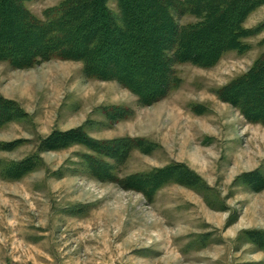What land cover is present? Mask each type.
<instances>
[{
    "label": "rangeland",
    "instance_id": "1",
    "mask_svg": "<svg viewBox=\"0 0 264 264\" xmlns=\"http://www.w3.org/2000/svg\"><path fill=\"white\" fill-rule=\"evenodd\" d=\"M13 1L46 21L64 0ZM246 2L240 46L171 63L148 105L109 68L36 56L34 40L18 53L10 33L35 53L0 60V264H264V0Z\"/></svg>",
    "mask_w": 264,
    "mask_h": 264
},
{
    "label": "trees",
    "instance_id": "2",
    "mask_svg": "<svg viewBox=\"0 0 264 264\" xmlns=\"http://www.w3.org/2000/svg\"><path fill=\"white\" fill-rule=\"evenodd\" d=\"M116 1L119 23L113 20L106 0H64L51 15L45 14L46 21L33 19L13 0H0V60L16 67L32 60L35 51L21 59L3 45L8 38L14 40L13 32L21 37L15 44L18 53L26 41L34 40L40 52L36 56L81 60L85 71L94 76L114 71L117 81L148 105L164 97L174 84L171 63L210 66L223 51L238 48L241 18L252 6L246 0ZM170 10L191 14L197 22L177 27ZM212 32L228 34L212 48L211 56L202 55L205 48L199 45Z\"/></svg>",
    "mask_w": 264,
    "mask_h": 264
}]
</instances>
